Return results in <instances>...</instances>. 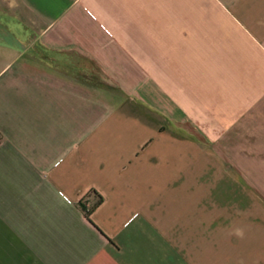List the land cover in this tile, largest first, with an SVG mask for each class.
<instances>
[{
  "label": "crops",
  "instance_id": "0c3cea01",
  "mask_svg": "<svg viewBox=\"0 0 264 264\" xmlns=\"http://www.w3.org/2000/svg\"><path fill=\"white\" fill-rule=\"evenodd\" d=\"M0 264H264V0H0Z\"/></svg>",
  "mask_w": 264,
  "mask_h": 264
},
{
  "label": "trees",
  "instance_id": "16d2710c",
  "mask_svg": "<svg viewBox=\"0 0 264 264\" xmlns=\"http://www.w3.org/2000/svg\"><path fill=\"white\" fill-rule=\"evenodd\" d=\"M96 198L97 201L96 203L90 208L88 209L85 203H81L80 206L82 207V209L84 210V212L86 213V216L90 219L92 212L103 203V197L98 195L96 192L92 193Z\"/></svg>",
  "mask_w": 264,
  "mask_h": 264
}]
</instances>
